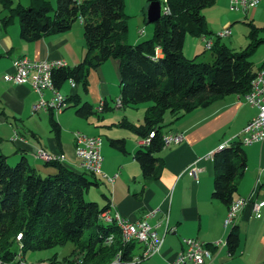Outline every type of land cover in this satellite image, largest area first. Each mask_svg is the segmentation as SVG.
Returning <instances> with one entry per match:
<instances>
[{"label":"trees","instance_id":"trees-1","mask_svg":"<svg viewBox=\"0 0 264 264\" xmlns=\"http://www.w3.org/2000/svg\"><path fill=\"white\" fill-rule=\"evenodd\" d=\"M28 1L24 6L12 4V0H0V6L6 11L0 17L1 24L7 26L16 17L18 35L23 41L32 42L66 32L77 20L82 24L85 56L74 66L51 70L54 89L58 91L70 81L86 92L90 70L113 58L119 60L121 107L150 103L140 124L126 118L118 123L140 139L149 137L148 144L139 147L134 155L146 180L158 177L161 162L156 153L163 149V138L169 133L165 130L166 114L174 121L227 95L246 96L259 72L260 67L254 69L250 56L263 40L255 39L256 28L252 24L253 41L240 51L221 43L217 36L209 49L210 62L198 61L199 55L184 56L187 35L206 37L210 34L203 9L212 6L215 0H157L161 4V15L153 23L152 36L134 44L126 42L129 16L124 11V0H55L54 7L48 0ZM150 1L153 0L148 3ZM65 101L67 106L63 110L72 107L79 117L98 113L91 103L81 102L78 94L65 96ZM53 114L54 111L48 109L50 131L57 139L59 127ZM109 144L124 151L121 138L110 139ZM212 160V198L229 208L235 201L236 180L247 164L241 141L227 143L213 153ZM43 165L51 166L53 172L40 175L23 155L14 165H9L0 151L1 264H14L17 251L23 261L26 251L46 250L69 242L73 244L70 255L61 260L53 255L47 262L113 264L119 255L117 264L130 263L140 251V244L135 240L123 242L116 222L101 219L109 203L100 206L84 198L90 186H98L96 174L85 169L78 171L57 160L43 161ZM16 236L19 237L16 239ZM238 241V228L232 226L226 237L231 254L236 251ZM208 246L210 248V244Z\"/></svg>","mask_w":264,"mask_h":264},{"label":"crops","instance_id":"crops-1","mask_svg":"<svg viewBox=\"0 0 264 264\" xmlns=\"http://www.w3.org/2000/svg\"><path fill=\"white\" fill-rule=\"evenodd\" d=\"M48 1L51 5L55 3V0ZM226 2L229 3V0H215L214 4ZM129 5L135 8V15L139 17L137 25H141V19L147 23L145 16L148 0H124L126 14L131 12ZM5 13L0 6V17ZM14 18L7 26L0 22V127L7 123L4 136L1 135L3 131L0 128V140H7L14 146L11 152L13 160L23 155L39 172L42 166L38 164L40 160L34 157L35 150L39 148L56 156L62 155L63 163L83 171L84 168L74 152L73 135L64 138L61 135V127L65 125L62 116L58 115L57 120L55 119L59 127L58 138L55 139L53 135V138L47 137L41 142L35 128L40 129V124H45L46 117L48 122V110L32 112L31 106L39 97L30 86L13 84L1 78L4 73L12 71V59L21 55L32 60L62 58L68 66L78 64L86 53L82 24L77 20L66 32L26 42L19 38L18 21L14 22ZM151 33L153 30L149 28L146 37L150 38ZM204 38L198 37L194 39V43L197 45L199 39L203 41ZM140 39L136 38L133 44L141 41ZM108 60L89 72V75L91 71L96 73L92 74V84L97 86L92 95L93 99L85 97L83 100L77 88L81 86H72L70 81H67L69 85L65 88L69 93L63 96L78 94L81 102L91 103L96 110L100 102L106 105V110H98L97 114L83 118L87 119L86 124L79 129L88 135L101 137V171L113 177L112 181L104 178L109 184V192L106 194L107 198L100 193L103 195L100 206L109 203L112 212L109 215L118 214L120 219L122 217L131 222L146 219L157 234L163 236L160 251L139 264H166L182 249L181 240L184 237L197 238L210 244L212 258L204 264H264V206L260 210V217L255 216L250 205L245 206L238 213L234 223L225 227L223 222L228 213V206L211 195L214 178L213 153L223 142L241 140L243 128L257 114V108L246 103L242 95L231 94L174 121L171 115L166 114L165 130L169 133L180 132L184 137L180 143L163 147L156 153L161 162L158 177L146 180L134 157L137 149L142 146L141 139L118 125L123 118L140 124L146 106L135 108V113L129 112L126 107L113 106L114 97L118 96L119 99V76L117 79L112 78V71L113 76L114 71L118 75L119 62L112 60L111 64H107ZM89 75L87 91L91 85ZM42 96L45 99L50 97L49 91H43ZM23 117L29 122L19 131L17 120L21 121ZM72 121L75 120L72 118ZM23 130L25 132H21ZM25 133L29 135L28 138ZM115 138L124 140V151L110 146L109 140ZM227 143H223L222 147ZM1 148L0 144V150ZM242 148L247 164L242 175L236 180L234 200L246 197L252 192H255V200H264V139L250 145H242ZM27 157L32 162H29ZM42 170L51 171L49 168ZM166 226L168 231L165 232ZM232 226L238 228L239 241L236 251L231 254L227 245L222 242H226L227 233ZM216 241L220 244L212 245Z\"/></svg>","mask_w":264,"mask_h":264},{"label":"built area","instance_id":"built-area-1","mask_svg":"<svg viewBox=\"0 0 264 264\" xmlns=\"http://www.w3.org/2000/svg\"><path fill=\"white\" fill-rule=\"evenodd\" d=\"M80 1V0H79ZM264 0H229V8L231 10H243L247 11L249 8L256 6L259 2ZM167 12V8H164ZM143 30H140L142 33ZM229 30L225 29L217 35L218 37H224L229 35ZM205 39V38H204ZM212 40H205L206 49H210L212 46ZM156 54L159 53V49L156 48ZM67 63L62 58H53L45 60H32L26 56L14 57L11 61L12 71L10 73H4L1 78L4 81L13 84H28L33 92L38 95V100L31 106V111L36 112L38 110L51 109L54 112L62 111L67 106L65 96L59 94V92L53 88V86H44L43 78H50V72L52 69L58 67H66ZM72 86L74 83L71 82ZM49 91L50 97L43 98L42 92ZM246 103L257 108V114L244 126L243 136L241 138L242 145H250L254 142L264 139V67L259 68L258 82H256V89L252 96H243ZM116 107H121L119 99L116 98ZM105 104H98L97 110L104 108ZM183 134L180 132L168 133V146L171 144H178L183 140ZM74 152L77 158H79L82 167L96 175L100 174L108 181H112L113 177L103 174L101 171L102 156L100 148L102 139L100 136H86L80 132L74 133ZM141 145H146L149 142V137L145 140H141ZM226 143V142H223ZM222 144L218 146V149H222ZM34 157L41 161L57 160L62 162V155H53L45 152L42 149H37L34 152ZM192 174V171H190ZM247 205H250L251 210L256 217H260V210L264 206V200H255V192H252L246 197H239L236 200L235 210L227 215V220H224L225 227L234 223L238 213ZM109 213H112L110 208L102 212V220H109ZM116 216H119L116 214ZM120 217V216H119ZM122 218V217H121ZM124 225V240L132 239L138 242L141 246L140 251L135 254L130 261H135L139 264L141 261L157 254L163 244V236H159L155 228L148 223L146 219L131 222L122 218ZM168 231L166 226L165 232ZM19 236H16V239ZM182 249L177 255L166 262V264H204L206 260L212 258V252L207 243L200 241L197 238L184 237L181 240ZM226 244V242H222ZM220 242L216 241L212 245H219ZM119 258V255H117ZM1 261V260H0ZM14 264H27L26 261H18L17 252L13 257Z\"/></svg>","mask_w":264,"mask_h":264},{"label":"rangeland","instance_id":"rangeland-1","mask_svg":"<svg viewBox=\"0 0 264 264\" xmlns=\"http://www.w3.org/2000/svg\"><path fill=\"white\" fill-rule=\"evenodd\" d=\"M13 2L14 4L16 2H19L20 4L24 6L28 5L29 3L28 0H13ZM54 6H55V3L52 5V7ZM129 7H131L130 8L131 12L127 14L129 17H128V31H127L126 42L129 44H133V41H135L136 38H141L140 40L147 39L146 36H147L148 29L151 28L153 30V23H145L141 19V25L138 26L137 18L139 17L135 15L136 10L131 5H129ZM203 14L206 17L207 27L210 30V34H208L203 41L199 39V42L197 45L194 43V39L198 37H192L190 35H187L185 37L184 46H183V54L185 57L192 58L195 55H199L197 58L198 61L210 62L212 60L211 52L209 49H206L205 40H212V41L215 40L219 32L225 29H228L230 31L229 35L221 37L220 42L227 45L229 48L235 51H240L244 49L249 44V42L253 41L250 37L251 31H252V26H251L252 24L256 28L255 29V39L261 38L263 42L258 45L255 52L250 56V60L253 64L254 69H258L259 67L261 68L264 66V2L263 1L259 2L256 6L249 8L247 11L231 10L229 8L228 2H226L225 4L218 3V4H214L212 6L204 8ZM14 22H17L16 18H14ZM141 29H143L142 34L139 33ZM151 36H152V33H151ZM112 60H117L119 62L118 59L111 58L108 60L107 64L108 63L111 64ZM110 73H111V68H110ZM92 74L95 75L96 73L94 71H91L89 75V83L91 82V85L88 87L87 92H84L83 89H81V87L77 86L78 91L83 97V100H85V97L93 99L92 95L97 90V86L95 84H92V76H93ZM112 78L114 79L118 78V75L115 71H114V76H113V71H112ZM68 85H69V82H65L63 87L59 88L58 90L59 94L65 95V93H69L68 90L65 89ZM117 97L118 96H116V98ZM116 98L114 97V99ZM149 104L150 103L148 102H144V103H140L136 105L135 107H126V108L129 112L135 113V111H133L135 108H140L141 106L147 107ZM58 115H61L62 119L65 121L64 122L65 125L61 127V132H62L61 135L63 136V138L66 136L70 137L71 135H73V139H75L74 138L75 132H80L83 135H86L89 137L96 136V135H88L79 129L80 126H85L87 119L77 117L75 115L74 108L70 107L59 113L54 112V116L56 120H57ZM72 118L75 121H72ZM28 122L29 121H27L25 117H23L21 121L17 120V126L19 128L18 130L19 131L22 130L23 125H27ZM6 124L7 123H5L2 127H0L2 128V131H3L2 132L3 134H1L2 136H4L7 131ZM40 125H41L40 129L35 128L37 135H39V139H41L40 141L41 142L45 141V138L47 137L53 138V133L50 131V126L47 122V117L45 118V124L43 122ZM21 132H25V130ZM25 135L28 138L29 135L27 133H25ZM2 140L3 141L0 140V144L2 145V148L0 151L6 156L7 164L14 165L20 156H18L17 159L13 160L11 152L14 146L9 141L4 140V139ZM27 158L29 162H32L29 157ZM38 164L42 166V168L40 169V172L38 171L40 175H46L50 173L51 171L53 172L52 167L44 166L41 160L38 161ZM43 168H49L51 171L45 172L44 170H42ZM96 178L98 181V186H94V185L90 186L89 189L84 193V198L87 201H95L99 205H101L103 195L104 194L106 195L109 192L108 191L109 184L104 178H102V175L100 174L96 175ZM100 193H103V195H101ZM99 197L101 200L99 199ZM94 199H97V200H94ZM72 250H73V244L69 242L64 245L54 246L46 250L26 251L23 256V261H26L27 264H49L47 260L53 255L56 260H61L63 257L70 255Z\"/></svg>","mask_w":264,"mask_h":264},{"label":"bare ground","instance_id":"bare-ground-1","mask_svg":"<svg viewBox=\"0 0 264 264\" xmlns=\"http://www.w3.org/2000/svg\"><path fill=\"white\" fill-rule=\"evenodd\" d=\"M258 73L256 74V76H255V78H254V80H253V82L251 84L250 93L247 94L246 96H252L254 94L255 89H256V82H258ZM43 85L44 86H52L51 79L50 78H43ZM119 102L121 104L120 98H119ZM100 104H104V103L100 102ZM102 110H103V108H100V111H102ZM145 139H147V138H145ZM145 139H141V140H145ZM167 145H168V135L164 136V138H163V147H167ZM235 204H236V201H233L232 204L230 205V207L228 208L227 215H229L232 211L235 210ZM101 219H102V216H101ZM109 220H112V221H106V222H113V221L116 222V225L118 226V228L120 230L119 231L120 235H121L120 238L122 239L123 242L127 243V242L132 240V239H125L124 240V225H123V222H122V218L120 219L119 216H116V214H114V215H109ZM225 220H227V216H226ZM111 241H112V238H109L108 242H111ZM17 256H18V260L22 261L21 260V255H20V253H18V251H17ZM118 259L119 258L116 257V259L113 262V264H117L118 263ZM130 262L134 263L135 261H130ZM0 264H1V261H0Z\"/></svg>","mask_w":264,"mask_h":264},{"label":"water","instance_id":"water-1","mask_svg":"<svg viewBox=\"0 0 264 264\" xmlns=\"http://www.w3.org/2000/svg\"><path fill=\"white\" fill-rule=\"evenodd\" d=\"M161 15V4L157 0L150 1L146 8V22L154 23Z\"/></svg>","mask_w":264,"mask_h":264}]
</instances>
